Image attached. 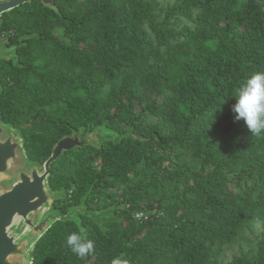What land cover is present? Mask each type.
Returning a JSON list of instances; mask_svg holds the SVG:
<instances>
[{"label":"trees","instance_id":"trees-1","mask_svg":"<svg viewBox=\"0 0 264 264\" xmlns=\"http://www.w3.org/2000/svg\"><path fill=\"white\" fill-rule=\"evenodd\" d=\"M54 2L59 12L31 0L0 16L16 46L0 58V118L42 164L73 129L120 138L52 162L49 188L69 191L53 206L83 209L47 229L32 264H264V131L233 111L264 71V0ZM81 230L95 241L85 259L66 246Z\"/></svg>","mask_w":264,"mask_h":264},{"label":"water","instance_id":"water-1","mask_svg":"<svg viewBox=\"0 0 264 264\" xmlns=\"http://www.w3.org/2000/svg\"><path fill=\"white\" fill-rule=\"evenodd\" d=\"M30 1L0 0V16ZM39 1L59 12L54 0ZM21 40L22 37L19 41ZM15 55L16 46L0 47L1 59H13ZM14 131L16 130L4 125L0 118V264H28L31 261L29 249L34 247L51 222L58 218L78 219L72 214L83 209L82 205L72 208L66 215L60 217L53 212L43 215V210L47 208L49 202L62 195V191H51L47 188L52 162L73 148L93 146L100 149L106 140L118 141L120 138L116 132L106 129L103 125L89 132H85L84 127L73 129L70 134H65L53 145L51 154L42 164L41 172L34 166L19 169L16 179L6 186L1 177L10 172L12 164L25 153L22 140Z\"/></svg>","mask_w":264,"mask_h":264},{"label":"clouds","instance_id":"clouds-1","mask_svg":"<svg viewBox=\"0 0 264 264\" xmlns=\"http://www.w3.org/2000/svg\"><path fill=\"white\" fill-rule=\"evenodd\" d=\"M235 97V119H243L253 136H260L264 131V71L254 72L240 85ZM142 216L143 213H137L135 218L140 219ZM66 246L81 259L95 255V241L89 239L83 230L69 234ZM111 264H130V261L117 257L112 259Z\"/></svg>","mask_w":264,"mask_h":264},{"label":"rangeland","instance_id":"rangeland-1","mask_svg":"<svg viewBox=\"0 0 264 264\" xmlns=\"http://www.w3.org/2000/svg\"><path fill=\"white\" fill-rule=\"evenodd\" d=\"M167 1H172V0H163V2H167ZM1 22H2V18H0V23ZM6 35L7 34H3V36L0 35V47H2V48H8V45L6 43L8 41H10V39H6ZM20 38L21 37H19L17 40H19ZM4 125H6L7 127L11 128L13 130H16L14 132H17L18 133L17 135L20 136V137L19 136L18 137H19L20 140H22V143H23V146H24V150H25V153H23L21 155V157L19 156V159L12 164L10 172L6 173L5 175H3L1 177V181L5 182V185L6 186H9L16 179V177H17V171L19 169H22V168L28 169L30 166H34L39 172H41L43 170V166H42V163L38 162L37 160H33V159H31L29 157V155H31L35 151L36 148L35 149H32V148L35 145H37V143H34V146L32 148H28V151H29V154H28L27 153V147H26V145L24 143V138L22 137V129H21V127L20 126L19 127H15L11 123H5ZM25 126H28V124L27 123H23L22 124V127H25ZM31 137H33V136H31ZM99 162L100 161H97V164H99ZM47 188L50 189L49 186H48V183H47ZM68 194H69V191L68 190L67 191L66 190H62V195L59 198L54 199L53 201H50L49 202V205L47 206V208H45L43 210V215L46 214V213H49V212H53V213H56L60 217L61 216V213L53 206V202H56V201H60L61 202L63 200V198H65V197L68 196ZM105 203H108V201H105ZM71 209L72 208H70L68 211H70ZM108 210H109V212H104L101 215V217L96 220L97 223H99L100 225H103V223L108 218L116 217V215H115L116 212L113 211L114 210V207L113 208L110 207ZM153 212H154V209H151V210L147 211L146 213L150 216V215L153 214ZM79 214H80V210H76V211L73 212L72 215L75 216V217H77ZM56 222L57 221L51 222L50 225H49V227L52 226V225L54 226L56 224ZM19 224H20V222L17 225H19ZM59 230H61L60 229V226L55 225L53 234L54 235L58 234ZM258 230L259 229L257 227L256 228V232H254V233H252V232H246V235L252 239L254 237V235H256L258 233ZM17 236H19V235L17 234ZM246 247H247V245H246ZM33 249H34V247H31L29 249V253L28 254H29V259H31V261L28 264H32V262H33L32 261L33 260V256H34L33 255ZM237 250H238V244L235 243V244L229 246L227 249H225V252H224L225 253V255H224L225 258L226 259L227 258H230V254L232 252L235 253Z\"/></svg>","mask_w":264,"mask_h":264},{"label":"built area","instance_id":"built-area-1","mask_svg":"<svg viewBox=\"0 0 264 264\" xmlns=\"http://www.w3.org/2000/svg\"><path fill=\"white\" fill-rule=\"evenodd\" d=\"M137 213H143V216H142L140 219H136V218H135V215H136ZM133 216H134V218H135L136 220H138V221H146V220H148V218H149V215H148L146 212H144V211H138V212L134 213Z\"/></svg>","mask_w":264,"mask_h":264},{"label":"flooded vegetation","instance_id":"flooded-vegetation-1","mask_svg":"<svg viewBox=\"0 0 264 264\" xmlns=\"http://www.w3.org/2000/svg\"><path fill=\"white\" fill-rule=\"evenodd\" d=\"M101 209H103V208H101Z\"/></svg>","mask_w":264,"mask_h":264}]
</instances>
